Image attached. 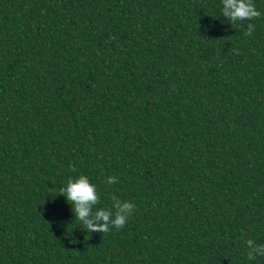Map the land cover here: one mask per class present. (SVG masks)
Segmentation results:
<instances>
[{
    "label": "trees",
    "instance_id": "16d2710c",
    "mask_svg": "<svg viewBox=\"0 0 264 264\" xmlns=\"http://www.w3.org/2000/svg\"><path fill=\"white\" fill-rule=\"evenodd\" d=\"M253 3L231 23L221 0H0V264H264ZM81 175L94 210L135 206L124 228L75 220Z\"/></svg>",
    "mask_w": 264,
    "mask_h": 264
},
{
    "label": "clouds",
    "instance_id": "9594fccd",
    "mask_svg": "<svg viewBox=\"0 0 264 264\" xmlns=\"http://www.w3.org/2000/svg\"><path fill=\"white\" fill-rule=\"evenodd\" d=\"M222 16L231 23L237 21H251L259 19L261 13L256 10L253 0H221ZM255 26L248 24L244 33L250 36ZM74 170V169H73ZM116 177L109 176L106 180L108 185L115 184ZM59 196H63L66 202L72 206L75 220H78L87 231L92 233L107 234L113 227L121 230L127 224L132 215L134 205L112 197L110 210H94L100 202L97 188L89 179L81 175L77 179H69L65 186L59 190ZM243 235V233H242ZM248 247V260H255L257 256H264V245H256L252 239H246Z\"/></svg>",
    "mask_w": 264,
    "mask_h": 264
}]
</instances>
